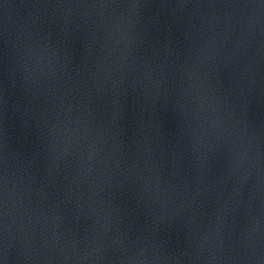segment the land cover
<instances>
[{
  "label": "water",
  "instance_id": "water-1",
  "mask_svg": "<svg viewBox=\"0 0 264 264\" xmlns=\"http://www.w3.org/2000/svg\"><path fill=\"white\" fill-rule=\"evenodd\" d=\"M0 264H264V0H0Z\"/></svg>",
  "mask_w": 264,
  "mask_h": 264
}]
</instances>
